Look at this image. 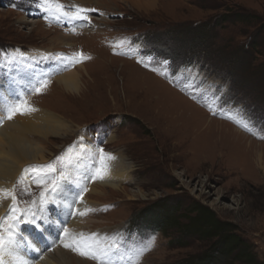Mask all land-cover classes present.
<instances>
[{
    "label": "rangeland",
    "instance_id": "rangeland-1",
    "mask_svg": "<svg viewBox=\"0 0 264 264\" xmlns=\"http://www.w3.org/2000/svg\"><path fill=\"white\" fill-rule=\"evenodd\" d=\"M59 2L104 12V19L94 20L102 33L88 37L86 31H76L74 47L52 45L49 31L70 32L69 21L39 7V0H0V62L14 50L90 57L69 70L87 65L80 71L87 91L84 87L78 95L67 94L51 79L41 94L27 95L31 106L58 113L76 131L52 140L49 162L23 170L55 162L64 172L65 162L57 157L65 159L67 147L89 130L100 135V125L105 127L102 137L91 139L96 149L123 157L132 166L122 181L124 191L100 188L98 181L86 188L84 196L96 206L82 217L83 228L69 232L117 241L121 255L113 256V264H131L134 251L150 243L139 264H211L204 257L215 250L217 239L207 241L170 223L162 225L165 215L181 217L180 223L187 225L185 211L200 203L230 225L247 251L220 264H264V0H102V6ZM29 13L42 15L35 18L42 23L34 31L21 22L23 17L32 20ZM121 39L130 43L114 54L111 45ZM165 60L167 65L162 64ZM87 73L92 75L89 80ZM226 111L236 114L248 130L225 116ZM219 123L246 138L230 131V136L221 134L220 143ZM42 171L45 181L58 180V171ZM14 186L19 209L27 210L38 200L40 190L30 187L23 174ZM95 187L99 191L93 193ZM48 231L53 250L46 254L64 250L78 255L63 248L62 233ZM78 257L67 256L68 264H96Z\"/></svg>",
    "mask_w": 264,
    "mask_h": 264
},
{
    "label": "bare ground",
    "instance_id": "bare-ground-1",
    "mask_svg": "<svg viewBox=\"0 0 264 264\" xmlns=\"http://www.w3.org/2000/svg\"><path fill=\"white\" fill-rule=\"evenodd\" d=\"M75 1H78L79 3H88L90 5L98 4L102 6V0ZM120 1L125 2L126 0ZM128 1L136 2L137 0ZM136 4L138 5V3ZM102 13L103 15L96 16L95 18L90 15V18H94L96 20L100 18L104 19L106 17V14L104 12ZM31 19L32 20H28L23 17L21 18V22L30 25V28L32 27L34 31L37 28L36 26H38L42 22H40L39 19H34V17H32ZM74 25L76 31H86L84 32V35L88 37L89 35L94 36L95 34H101L103 30V28L98 26L99 24L97 22H94L93 26L90 28H88L90 24L86 26L85 21H76ZM64 31L65 34L68 36L61 33V31L59 30L49 31V37L52 41H54L49 42L52 45H62L64 47L69 48L74 47L75 40L72 37H76V35H74L72 32H68L66 30ZM52 56H54L55 58L59 56H68V54L64 52L53 53L52 51H47L41 52L37 55H32L28 52L20 53L16 52L15 50L10 52L8 55L4 54V58L2 59V62H0V109H2L6 104L14 102L17 94H25L26 90L29 89L32 85H34L36 80L39 79L43 74L52 72L53 70H58L55 68L58 64V61L54 58L50 60ZM12 57H15V59H11ZM45 57H47V59H45ZM5 58H7V60ZM86 67L87 65L81 64L72 71H65L61 75H54L52 77V80H55L54 84L57 83L58 86L62 87L67 94L78 95L79 93H81L82 88L85 87V91H87L88 88L85 84L86 81H84V78L81 76L80 73V71L86 69ZM86 77L89 80L91 79L92 75L90 73H87ZM23 89L25 90L23 91ZM171 105L173 109H177L178 111L182 110L176 104ZM57 114L58 113L50 109L48 111L44 109H38L37 112L31 115H17L11 121L5 120L3 126H0V188L12 189L14 183L16 182V179L19 177V175L23 174L26 178V181L30 184V187L38 188L40 191L42 190L40 187L37 186L34 181H36L37 179L44 180L46 178L43 171L25 172L23 170V167L31 164H42L49 162V158L54 154L51 153L52 140H64L70 135L71 137L74 135V132L76 130L73 131V126L71 127L66 122V120H64ZM187 114L188 113H186L185 111L181 116L185 117V115ZM224 115L233 119L241 127L245 125V122H242L240 118L234 113L226 111L224 112ZM208 120L212 121L209 116ZM225 127L228 130H225ZM97 128H100V130H102L100 135H98V131L96 130H89L86 135H83L80 139L74 141L67 147L64 159L65 171L57 172V181L60 182L62 189V192L58 194L57 202H75L76 209H79L80 211H83L85 208L91 209L96 206V203L89 200L87 197L84 196V194L82 202L77 201L76 194L81 192L82 188H88L94 183V181L91 180L90 177L93 174L94 167L97 165L95 159L96 153L93 152V150L96 149V145L92 143L91 139L92 135L96 136L97 138H101L103 130H105V127L102 125L98 126ZM218 128L219 130L217 131V134L220 143H222L221 134H224L223 136H230V131L235 133L236 137L239 139H241L240 137L246 138V136L242 135L240 132L238 133L236 131L237 129L232 130V127L231 129H229L230 127L228 128V126H225V124L219 123ZM249 141L250 143H253L251 140ZM86 149L87 152L85 151ZM110 154L115 156L116 160L109 162L111 164V171L109 175L103 181H95L99 182L100 188H112L114 191H124V188L122 187V181L128 179L130 174L129 172L132 170V166H130V164H128L126 159H124L123 157L121 159L118 157V155H114L113 153ZM255 154L259 158V161L261 162L260 164H262L263 158L261 150H257ZM93 191L97 192L99 191V189L95 187L94 189L92 188V192ZM9 203V200H4L0 204V216H4L8 213ZM71 211L72 215L68 217L66 224L63 226L68 227V230H80V228H83V216L80 217L78 214H76L75 209ZM37 214L44 215L49 220L56 219L57 217L63 219L64 216H67V211L58 210L53 204H49L43 212L37 210ZM45 227L47 229L53 230V234L48 231L53 236H55L58 231L59 234L61 233V226L59 225V223H57L55 227H52L50 225H45ZM33 229L34 225L23 222H21L18 227L20 236L26 240L33 239ZM43 245L47 246L48 241L43 240L37 242L36 244V246L39 247L41 250H43ZM40 255V251L26 249L22 243L21 247L16 249L15 253L9 254L6 251L4 258L6 264H13L16 257L22 258L24 261H26V264H68V262L71 263L67 256H69L71 260L80 259L78 255L73 256L72 254L64 250H57V252L53 254H46V251H44L43 259H40Z\"/></svg>",
    "mask_w": 264,
    "mask_h": 264
},
{
    "label": "snow or ice",
    "instance_id": "snow-or-ice-1",
    "mask_svg": "<svg viewBox=\"0 0 264 264\" xmlns=\"http://www.w3.org/2000/svg\"><path fill=\"white\" fill-rule=\"evenodd\" d=\"M38 6L43 8L45 11H54L57 19L62 17L69 22L87 21L88 23H91L87 13L96 11V9H86L76 5H69L65 7V5L60 3L59 0H39ZM101 15H103V13H101ZM69 31L76 34L75 27L70 28ZM125 43H130V41L121 39L113 42L111 46L114 49V54H121L116 52L115 49L122 48ZM5 59L7 60V58ZM11 59H15V57H12ZM45 59H47V57H45ZM54 59L58 61V70H53L52 72L43 74L36 80L34 85L26 90L25 96L22 97L17 94L14 102L6 104L2 109H0V126H3L5 120L11 121L17 115L27 116L37 112L38 109L29 104L26 98L27 95L41 94L48 87L54 75H61L64 71H69L76 65L83 63L86 59H90V57L84 56L81 52H76L71 56H59ZM137 62L141 63L142 61L138 60ZM162 64L167 65L168 61H162ZM153 70L155 71V69ZM215 99L216 97L214 96L213 100ZM209 111H213L212 106H209ZM213 114L215 115L214 111ZM243 127L245 130H248L247 124L243 125ZM85 151L87 152V149ZM93 152L96 153L95 159L97 165L94 167V171L90 179L93 181H103L111 171V164L109 162L115 161L116 157L110 153H105L102 148L94 149ZM57 161L61 163L65 162L63 156L57 157ZM54 164L55 162L42 166H33L31 169H25L24 171L28 172L31 170L32 172H39L43 169H47L49 173H56L58 170ZM34 182L42 190L39 193L38 201L33 200L27 210L19 209L15 194V186H13L12 189L0 188V203L4 200L10 201L8 213L4 216H0V264H6L4 258L6 251L9 254L15 253L16 249L20 248L22 243L26 249L40 251V259H43V252L52 251L53 245L49 244L45 249L41 250L36 246V244L39 241L46 240L44 233L47 232L48 229L45 228V225L55 227L57 223L61 226L60 231L63 239H60V243L63 248L77 253L81 257L93 260L96 264H113V256L118 255L121 252V246L117 241L112 240L110 243H106L105 240L101 239L99 234L96 233H91L86 236L81 232L73 235L69 232L67 227L63 226L66 224L68 217L72 215L71 210L75 209L76 214L79 216H86L93 210L85 208L83 211H80L79 209H76L75 202L58 203L57 197L58 194L62 192V189L60 182L55 178L48 181L37 179ZM84 191H87V189L85 188L76 194L77 201L82 202ZM49 204H53L58 210L67 211V216H64L63 219L57 217L56 219L49 220L46 216L37 214V210L43 212ZM104 210L106 211L107 209ZM21 222L34 225L32 240H26L20 236L18 227ZM150 249L151 243L144 245L143 247H138L134 251L131 264H139L140 258H142L143 255ZM13 264H26V261L20 257H16Z\"/></svg>",
    "mask_w": 264,
    "mask_h": 264
},
{
    "label": "trees",
    "instance_id": "trees-1",
    "mask_svg": "<svg viewBox=\"0 0 264 264\" xmlns=\"http://www.w3.org/2000/svg\"><path fill=\"white\" fill-rule=\"evenodd\" d=\"M217 23V20L215 21ZM184 218L187 220V225L180 223L181 217L171 218L165 215V220L162 225L170 223L180 230H189L198 234V236L204 237L207 241H213L217 239L215 250L204 257V260L211 264H220L222 260L229 261L236 255L245 256L247 251L241 247V240L234 235V231L230 228V225L221 221L215 211L200 203H194L184 213ZM162 227V226H161ZM237 251V252H236ZM237 258V257H236ZM230 262V261H229ZM226 263V262H225Z\"/></svg>",
    "mask_w": 264,
    "mask_h": 264
}]
</instances>
